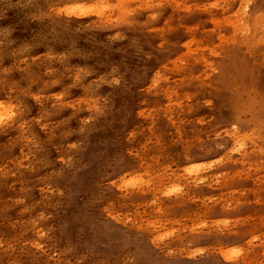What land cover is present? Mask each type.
<instances>
[{
  "label": "rangeland",
  "instance_id": "374dc122",
  "mask_svg": "<svg viewBox=\"0 0 264 264\" xmlns=\"http://www.w3.org/2000/svg\"><path fill=\"white\" fill-rule=\"evenodd\" d=\"M0 264H264V0H0Z\"/></svg>",
  "mask_w": 264,
  "mask_h": 264
},
{
  "label": "clouds",
  "instance_id": "9594fccd",
  "mask_svg": "<svg viewBox=\"0 0 264 264\" xmlns=\"http://www.w3.org/2000/svg\"><path fill=\"white\" fill-rule=\"evenodd\" d=\"M113 83H118V81H113Z\"/></svg>",
  "mask_w": 264,
  "mask_h": 264
}]
</instances>
